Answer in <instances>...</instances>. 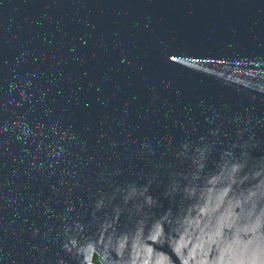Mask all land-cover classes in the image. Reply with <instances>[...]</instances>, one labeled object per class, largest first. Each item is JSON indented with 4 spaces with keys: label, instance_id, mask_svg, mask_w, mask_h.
<instances>
[{
    "label": "water",
    "instance_id": "water-1",
    "mask_svg": "<svg viewBox=\"0 0 264 264\" xmlns=\"http://www.w3.org/2000/svg\"><path fill=\"white\" fill-rule=\"evenodd\" d=\"M0 264H264V0H0Z\"/></svg>",
    "mask_w": 264,
    "mask_h": 264
},
{
    "label": "flooded vegetation",
    "instance_id": "flooded-vegetation-1",
    "mask_svg": "<svg viewBox=\"0 0 264 264\" xmlns=\"http://www.w3.org/2000/svg\"><path fill=\"white\" fill-rule=\"evenodd\" d=\"M95 262H96V263L98 262L97 257L95 258Z\"/></svg>",
    "mask_w": 264,
    "mask_h": 264
}]
</instances>
